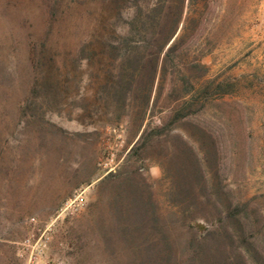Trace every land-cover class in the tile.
<instances>
[{
  "label": "rangeland",
  "instance_id": "374dc122",
  "mask_svg": "<svg viewBox=\"0 0 264 264\" xmlns=\"http://www.w3.org/2000/svg\"><path fill=\"white\" fill-rule=\"evenodd\" d=\"M148 2L0 0V264H264V0Z\"/></svg>",
  "mask_w": 264,
  "mask_h": 264
},
{
  "label": "trees",
  "instance_id": "16d2710c",
  "mask_svg": "<svg viewBox=\"0 0 264 264\" xmlns=\"http://www.w3.org/2000/svg\"><path fill=\"white\" fill-rule=\"evenodd\" d=\"M169 1H171V0H149V2L145 6H143V8L145 9V11L147 13L154 12L159 17V16H161V12L164 8H169L168 7L169 5H167V3ZM134 7H138V5L134 4ZM180 7H181V4L179 3V11H180ZM176 15H177V19H175V22L173 24V28L176 25V23L178 22L180 12L178 13V11H177ZM158 25H159V22H158Z\"/></svg>",
  "mask_w": 264,
  "mask_h": 264
},
{
  "label": "built area",
  "instance_id": "2783aa9c",
  "mask_svg": "<svg viewBox=\"0 0 264 264\" xmlns=\"http://www.w3.org/2000/svg\"><path fill=\"white\" fill-rule=\"evenodd\" d=\"M75 199H76V198H74L73 200H70L69 204H71ZM24 242H25L24 245H28V246H29V241H28V239H25ZM36 244H37V242H35L33 245H31L32 247H34V248H33L34 250H37V246L35 247ZM33 249H32V251H33ZM32 251L29 250V255L27 254V259H28V261H32L31 259H33V256L31 257V252H32Z\"/></svg>",
  "mask_w": 264,
  "mask_h": 264
}]
</instances>
